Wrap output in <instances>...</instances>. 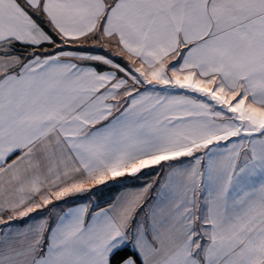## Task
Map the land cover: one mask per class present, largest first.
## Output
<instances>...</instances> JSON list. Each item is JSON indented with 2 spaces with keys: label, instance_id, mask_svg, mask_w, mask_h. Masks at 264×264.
I'll list each match as a JSON object with an SVG mask.
<instances>
[{
  "label": "snow or ice",
  "instance_id": "snow-or-ice-1",
  "mask_svg": "<svg viewBox=\"0 0 264 264\" xmlns=\"http://www.w3.org/2000/svg\"><path fill=\"white\" fill-rule=\"evenodd\" d=\"M0 264H264V0H0Z\"/></svg>",
  "mask_w": 264,
  "mask_h": 264
}]
</instances>
